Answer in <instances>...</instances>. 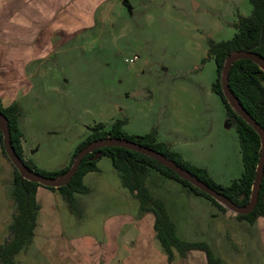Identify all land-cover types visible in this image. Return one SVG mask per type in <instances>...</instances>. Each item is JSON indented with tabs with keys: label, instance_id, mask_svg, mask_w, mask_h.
Listing matches in <instances>:
<instances>
[{
	"label": "rangeland",
	"instance_id": "obj_1",
	"mask_svg": "<svg viewBox=\"0 0 264 264\" xmlns=\"http://www.w3.org/2000/svg\"><path fill=\"white\" fill-rule=\"evenodd\" d=\"M128 1L131 9L116 0L97 27L68 36L32 76L22 126L27 141L39 147L33 163L59 170L89 126L109 128L119 120L124 133L154 131L184 162L228 185L242 174V156L235 124L212 90L217 73L208 45L234 35L238 17L251 13L249 0ZM134 55L133 63L125 62ZM98 162L100 171L87 179V192L74 193L71 206L63 201L56 209L52 196L39 197L41 214L19 264H162L160 244L151 236L153 214L138 213V201L121 185L109 157ZM151 174V191L164 202L180 238L225 235L223 223L233 249H241L244 231L234 219L225 222L209 198Z\"/></svg>",
	"mask_w": 264,
	"mask_h": 264
},
{
	"label": "trees",
	"instance_id": "obj_2",
	"mask_svg": "<svg viewBox=\"0 0 264 264\" xmlns=\"http://www.w3.org/2000/svg\"><path fill=\"white\" fill-rule=\"evenodd\" d=\"M252 9L248 16H239L235 23L236 32L227 40L219 42L210 41L208 54L216 65L217 78L212 84V90L220 97L227 119L235 124L240 143L242 156V174L239 178L233 179L228 185L215 184L204 168L192 166L184 162L180 154L170 147L157 140L155 132L144 135H128L120 127L121 121H115L107 128L101 122L89 126V134L74 148L69 164L61 170L48 172L39 169L31 160L24 157L22 149V132L18 127L19 109L16 103L8 106L0 104V111L8 120V129L11 145L23 162L30 170L40 175L54 177L67 170L73 163L78 152L91 142L106 137H118L128 139L141 145L150 147L182 168L190 171L197 178L214 188L216 191L236 205H246L251 194V187L255 176V170L261 152L260 138L252 126L247 123L230 105L223 93L220 77L225 64L226 57L238 50L254 52L264 59V0H249ZM264 71L250 59H238L234 61L228 73V86L230 91L237 97L249 115L264 128ZM0 143L3 154L9 159L3 146V135L0 131ZM107 156L112 166L118 172L121 185L136 197L139 203L140 212H151L154 216L153 229L156 238L162 248L171 259L173 252L183 254L189 249H201L207 254L210 264H222L219 259L212 256L209 247L203 242H187L176 235V229L171 220L164 203L154 196L146 185V180L151 170L160 175L172 177L191 189L211 200L220 210L226 208L217 200L204 193L190 182L180 177L177 173L140 152L117 146H105L87 153L71 178L64 186L49 187L24 179L17 168L13 165V179L11 182V194L15 202V213L8 226L9 235L0 244V264H17L16 255L23 250L34 237V228L39 206L36 202V189L44 186L50 189H57L64 200L71 206L74 193H85L87 187L83 183V177L98 170L97 162ZM10 160V159H9ZM11 161V160H10ZM242 196V198H241ZM264 214V172L261 185L258 191V199L254 209L247 214H237V218L253 222L257 217Z\"/></svg>",
	"mask_w": 264,
	"mask_h": 264
},
{
	"label": "crops",
	"instance_id": "obj_3",
	"mask_svg": "<svg viewBox=\"0 0 264 264\" xmlns=\"http://www.w3.org/2000/svg\"><path fill=\"white\" fill-rule=\"evenodd\" d=\"M114 1L116 2V0H0V104L8 106L16 103L18 106V127L22 132V149L25 159L36 164V160L34 161L33 158L39 151L38 145L34 147L27 141L22 126V118L25 113L22 107L27 104V97L33 88L32 76L38 72L40 65L53 58L56 46L63 43V40L68 36L84 29L95 28L101 20L108 17L115 6ZM123 4L131 9L128 0H123ZM193 6H197V3H193ZM97 163L98 166L99 162ZM67 164H62L59 168L62 169ZM99 171L100 166L97 171L87 173L83 177L84 185L87 184L86 181L91 177V173ZM13 172L12 162L3 154L0 143V218H2L0 240L3 242L9 235L8 226L15 213V202L11 194ZM208 174L210 175L209 172ZM152 180L154 181V178L150 171L146 180L150 191L155 189ZM43 189L47 188L38 186L36 189L35 196L39 209L41 206L38 200L43 195L52 196L56 204L53 205V208L56 209L65 201L57 189H53L51 192ZM152 194L155 196L153 192ZM128 195L134 197L130 192ZM134 198L136 199V197ZM4 199H6V203ZM225 208L226 210L223 212L218 210L224 215L225 222L234 219L233 221H236L240 230L244 231L243 235L238 236L239 247H241L239 251L233 249L232 243L226 235L229 226L223 225V223L221 226L224 228L225 235L218 234L216 230L213 233L218 235L214 237L208 235L204 241L180 238L177 235V230L176 235L187 242L205 243L212 256L219 259L222 264H264V214L253 222H249L237 218V213ZM138 213H146L140 212L139 203ZM40 214V210H38L36 221ZM171 220L176 229L174 220L172 218ZM36 227L37 222L34 230ZM151 236L156 237L154 229ZM157 242H159L158 239ZM0 244L2 243L0 242ZM156 249L157 252H160L162 264H210L206 252L201 249H189L183 254L174 251L171 259L168 258L161 244L160 248ZM21 251L15 258L17 264H19L18 258Z\"/></svg>",
	"mask_w": 264,
	"mask_h": 264
},
{
	"label": "water",
	"instance_id": "obj_4",
	"mask_svg": "<svg viewBox=\"0 0 264 264\" xmlns=\"http://www.w3.org/2000/svg\"><path fill=\"white\" fill-rule=\"evenodd\" d=\"M250 59L253 62H255L263 71H264V59L257 55L254 52L244 51V50H238L230 53L226 59L225 64L221 73L220 81L223 89V93L225 94L227 100L229 101L231 107L247 122L249 123L252 128L257 132L260 138V146H261V152L258 159V163L255 170V176L253 179L252 187H251V194L249 201L246 205L240 206L236 205L230 200H228L224 194L216 191L214 188L210 187L208 184L204 183L202 180L197 178L195 175H193L190 171L182 168L178 164H176L174 161L163 155L162 153L141 145L139 143L130 141L128 139L124 138H118V137H106L101 138L96 141L91 142L89 145L84 147L82 150H80L75 157L73 163L70 165V167L65 170L63 173L54 176V177H48L44 175H40L38 173H35L34 171L28 169L23 162L20 160L16 152L14 151L11 142H10V135H9V129H8V120L6 119L5 115L0 111V131L3 135V146L5 149V152L7 153V156L11 160L12 164L17 168L20 175L29 181H33L36 183H39L44 186L49 187H60L66 185L73 175L75 174L81 159L89 152L105 147V146H117L122 148H127L130 150H134L137 152H140L146 156H149L153 158L154 160L158 161L159 163L163 164L164 166L168 167L175 173H177L180 177L190 182L193 186L197 187L204 193L208 194L215 200H217L219 203H221L223 206L231 209L237 214H247L251 212L254 207L256 206L257 199H258V191L261 185V181L263 178V172H264V128H262L250 115L249 113L244 109L242 104L239 102L237 97L230 91L228 86V73L229 69L232 65V63L238 59ZM242 198V196H241Z\"/></svg>",
	"mask_w": 264,
	"mask_h": 264
},
{
	"label": "built area",
	"instance_id": "obj_5",
	"mask_svg": "<svg viewBox=\"0 0 264 264\" xmlns=\"http://www.w3.org/2000/svg\"><path fill=\"white\" fill-rule=\"evenodd\" d=\"M136 59H137V55H134V56H132V57L125 58V62L131 64V63H133Z\"/></svg>",
	"mask_w": 264,
	"mask_h": 264
}]
</instances>
